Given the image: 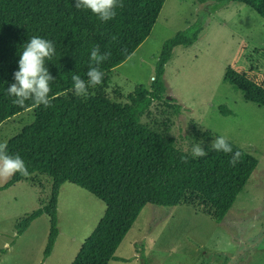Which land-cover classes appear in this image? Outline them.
I'll use <instances>...</instances> for the list:
<instances>
[{
    "label": "trees",
    "instance_id": "obj_1",
    "mask_svg": "<svg viewBox=\"0 0 264 264\" xmlns=\"http://www.w3.org/2000/svg\"><path fill=\"white\" fill-rule=\"evenodd\" d=\"M166 0H122L117 15L102 22L90 10L77 9L76 0H0V124L31 107L35 119L7 142V152L19 155L29 176L16 173L1 187L21 181H50V197L16 224L23 234L34 220L47 214L50 220L45 256H49L60 233L58 198L61 187L71 182L106 204L103 217L83 242L71 264H109L148 204L177 206L184 202L199 207L217 222L224 220L241 189L258 165V158L227 142L240 160L232 166L231 154L206 146L207 155L193 157L176 143L142 122L150 106L167 91L163 79L173 50L194 44L202 27L198 24L179 31L162 47L157 75L151 87L138 85L130 102L113 100L107 93L108 72L124 63L147 39ZM204 3L208 0H197ZM238 1L264 18V0ZM50 40L55 55L46 60L54 81L50 82L52 106L25 107L12 103L7 88L15 83L18 61L32 37ZM115 37V39H113ZM99 44L110 57L99 65L102 85L78 97L73 75L87 80L90 53ZM227 79L244 97L264 106V87L246 73L229 68ZM42 201V202H41Z\"/></svg>",
    "mask_w": 264,
    "mask_h": 264
},
{
    "label": "rangeland",
    "instance_id": "obj_2",
    "mask_svg": "<svg viewBox=\"0 0 264 264\" xmlns=\"http://www.w3.org/2000/svg\"><path fill=\"white\" fill-rule=\"evenodd\" d=\"M195 24L202 27L197 41L173 50L163 74L167 91L141 120L189 153L223 136L256 156L258 165L221 222L187 202L146 205L109 264H264V106L247 100L226 77L232 68L264 87V18L238 1L166 0L147 39L107 73L105 90L127 103L138 85L150 88L163 44ZM34 119L31 107L5 120L0 143ZM10 179H0V264H71L106 204L64 183L58 198L60 233L46 257L49 216L21 236L16 224L40 207V198L48 201L50 181L40 176L42 187L28 180L1 189Z\"/></svg>",
    "mask_w": 264,
    "mask_h": 264
},
{
    "label": "clouds",
    "instance_id": "obj_3",
    "mask_svg": "<svg viewBox=\"0 0 264 264\" xmlns=\"http://www.w3.org/2000/svg\"><path fill=\"white\" fill-rule=\"evenodd\" d=\"M77 9L90 10L100 21L108 22L117 15V7L122 8V0H76ZM115 39V37H113ZM55 46L50 40L41 37H32L26 44L18 61L19 70L14 73L15 83L7 88V94L14 97L12 103L19 107H25L27 101H31L35 106L45 108L52 106L50 97V82L54 77L45 66V61H51L55 55ZM110 57L109 52H102L99 44L91 50L90 65L87 72V80L79 75H73V89L78 97H87L90 88H96L102 85L104 72L100 70L99 65L104 63ZM215 151H223L225 154H231L232 159L229 163L235 166L240 160V153L235 152L226 138L220 136L212 144ZM193 157H203L207 155L205 149L200 145H195L192 149ZM16 173L27 177L30 173L27 170L24 160L19 155H10L7 152V143H0V179L8 180Z\"/></svg>",
    "mask_w": 264,
    "mask_h": 264
},
{
    "label": "crops",
    "instance_id": "obj_4",
    "mask_svg": "<svg viewBox=\"0 0 264 264\" xmlns=\"http://www.w3.org/2000/svg\"><path fill=\"white\" fill-rule=\"evenodd\" d=\"M88 192H89V191H88ZM42 216H43V215H42ZM40 217H41V216H40ZM40 217H39V218H40ZM39 218H37V219H39ZM37 219H36V220H37ZM36 220H34L32 223H34ZM30 226H31V225H30ZM30 226H29V227H30ZM27 230H28V229H27ZM27 230H26V231H27ZM26 231H25V232H26ZM25 232H24V233H25ZM24 233H23V234H24ZM23 234H21V235H23ZM21 235H17V230H16V236H21ZM50 255H51V254H50Z\"/></svg>",
    "mask_w": 264,
    "mask_h": 264
}]
</instances>
